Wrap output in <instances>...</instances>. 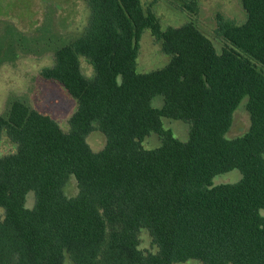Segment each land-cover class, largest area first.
I'll use <instances>...</instances> for the list:
<instances>
[{"label": "trees", "instance_id": "16d2710c", "mask_svg": "<svg viewBox=\"0 0 264 264\" xmlns=\"http://www.w3.org/2000/svg\"><path fill=\"white\" fill-rule=\"evenodd\" d=\"M84 1L89 19L69 22L76 37L41 70L77 101L68 127L18 99L0 114V140L17 146L0 154V264H264V0H241V23L219 17L221 51L193 19L164 29L143 0ZM186 8L199 12L196 0ZM146 29L171 59L139 72ZM245 98L250 127L228 137ZM162 117L189 121V139ZM94 130L106 136L100 150ZM151 133L161 144L146 149ZM233 169L239 181L213 185ZM142 229L157 252L139 247Z\"/></svg>", "mask_w": 264, "mask_h": 264}, {"label": "rangeland", "instance_id": "374dc122", "mask_svg": "<svg viewBox=\"0 0 264 264\" xmlns=\"http://www.w3.org/2000/svg\"><path fill=\"white\" fill-rule=\"evenodd\" d=\"M76 0H0V114L6 113L10 103L22 100L38 110L48 113L56 119L63 128L68 127V119L77 108V101L62 84L56 80L45 79L41 75L42 68L51 66L54 51L69 43L76 37L73 35L75 17L82 20L90 16L87 2L79 0L83 10L76 9ZM146 7L157 14L162 27L181 25L189 20H195L198 26L213 40L218 51L224 46V41L216 34L219 17L229 18L237 23L246 19V11L241 0H196L199 12L192 13L186 8L190 0H143ZM58 5H62L57 9ZM60 13L61 24L57 21ZM87 13V14H86ZM71 20V21H70ZM88 21V20H87ZM70 22V24H69ZM69 24V25H68ZM171 59L162 48V41L157 39L150 29H146L139 42L137 69L147 72L165 66ZM82 69L87 74L93 73V67L84 56L81 57ZM247 98L234 113V121L227 133L228 137H236L245 133L250 127V115L246 108ZM154 106L161 107L164 103L162 95L153 98ZM163 126L172 129L174 135L182 141L190 136L189 121L162 117ZM3 136L6 135L4 131ZM7 136V135H6ZM94 150H100L106 143V136L99 130L91 132L87 138ZM161 139L156 133H151L142 145L146 149L157 147ZM15 145V146H14ZM17 148L10 140L3 137L0 140V154H5ZM242 178L238 169L220 173L213 178V185L234 183ZM64 192L69 197L79 193L78 182L74 175L67 181ZM36 202L34 191L27 194L26 206L33 208ZM1 214V213H0ZM145 253L158 251V246L147 229L140 233V246ZM175 264H203L199 260L190 259Z\"/></svg>", "mask_w": 264, "mask_h": 264}]
</instances>
